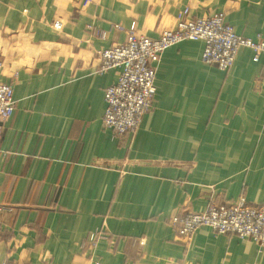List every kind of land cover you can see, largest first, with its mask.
<instances>
[{
	"label": "crops",
	"instance_id": "1",
	"mask_svg": "<svg viewBox=\"0 0 264 264\" xmlns=\"http://www.w3.org/2000/svg\"><path fill=\"white\" fill-rule=\"evenodd\" d=\"M185 8L264 40V0H0V80L16 100L0 142V264H264L252 240L202 226L184 242L172 225L211 200L264 204V51L241 46L224 71L202 61L204 41L177 43L136 132L102 123L118 72H98L97 55L126 41L116 25L158 38Z\"/></svg>",
	"mask_w": 264,
	"mask_h": 264
},
{
	"label": "built area",
	"instance_id": "2",
	"mask_svg": "<svg viewBox=\"0 0 264 264\" xmlns=\"http://www.w3.org/2000/svg\"><path fill=\"white\" fill-rule=\"evenodd\" d=\"M176 20L175 28L166 30L158 38L140 34L135 24L129 28L116 25V29L126 33V41L98 53V72L112 69L118 72L117 79L106 88V109L102 118L103 125L118 136L135 133L144 114L153 108L156 64L171 46L185 40H202V61L224 71L233 65L241 46L255 51L254 60L264 51V40L237 34L226 22L224 12L200 17L185 8ZM101 37L105 38L106 33ZM15 107L13 85L0 80V142L4 123ZM172 225L184 242H189L198 228L207 226L218 233H234L242 240L264 246V204H250L243 197L222 202L211 200L202 212L176 215ZM98 238L97 232L89 234L91 248L97 245Z\"/></svg>",
	"mask_w": 264,
	"mask_h": 264
},
{
	"label": "rangeland",
	"instance_id": "3",
	"mask_svg": "<svg viewBox=\"0 0 264 264\" xmlns=\"http://www.w3.org/2000/svg\"><path fill=\"white\" fill-rule=\"evenodd\" d=\"M3 72H4V71L0 72V74L3 73Z\"/></svg>",
	"mask_w": 264,
	"mask_h": 264
}]
</instances>
